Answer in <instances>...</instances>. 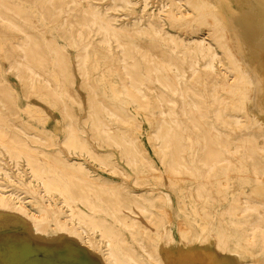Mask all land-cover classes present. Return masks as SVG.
I'll list each match as a JSON object with an SVG mask.
<instances>
[{
	"label": "rangeland",
	"instance_id": "374dc122",
	"mask_svg": "<svg viewBox=\"0 0 264 264\" xmlns=\"http://www.w3.org/2000/svg\"><path fill=\"white\" fill-rule=\"evenodd\" d=\"M129 1L126 3L122 0H92L100 10L105 11L108 8V13L116 18L115 22L118 26L131 24L134 20L142 26H147L151 12L154 16L152 19L157 20L158 12L162 11L165 3H167L164 6L167 11L172 9L169 0ZM114 2L116 6L111 8ZM183 2L185 5L178 9L177 16H164L166 29L178 33L185 39L206 37L216 43L221 60L220 62L216 60L215 65L220 77H224V71L229 70L231 73L239 71L252 79L250 93L244 100L246 107L243 112L251 115L247 127L233 129L210 118L218 128L226 131L223 141L236 146L243 132L264 128V113L252 107L255 82L241 59L239 47L235 42L238 32L236 29L239 25L233 22L237 16L245 12H253L255 5L252 0H209L214 9H208L220 17L222 25L219 30L212 32L204 25L196 24L197 11L187 6V0ZM24 4L28 7L24 14L36 16L45 30L67 50L68 67L64 69V73L80 102H74L65 96L66 108H64L63 103L39 82L42 78H36L34 87L25 85L24 80L10 66L11 61L17 57L13 42L20 40L22 35L0 24V124L2 127L18 138L20 143L32 149H42L44 158L50 161L48 168L59 170L62 175L67 176L77 197L94 190L104 202H118L125 210L136 209V205L141 204L158 213L160 212L158 209H161V215L167 213L168 226L163 225L166 231L154 233L161 239L165 264H205L208 256L216 249L212 234L217 224L221 223L223 230H227L230 227V219L233 218V215L228 213L222 218L220 216V212L229 205V199L224 198V194L229 189L220 186L219 183L224 175L223 170L226 169L225 164L222 163L215 168L217 170L212 175L213 180L206 182L203 179L205 168L199 161V158L204 156L201 149L202 136L206 134L210 144L215 137L207 132V127L201 125V129L197 130L186 120L181 113V99L170 93L154 78L150 62L141 56H135V62L130 59L129 68L141 94L149 98L148 107L140 108V102L129 94L122 84L124 74L118 68L119 57H122V54L117 43L113 41V52L107 54L98 42L100 35H93L92 31L88 36L85 31L79 36L80 22H90L91 16L84 14L80 9H74L71 0H24ZM37 4L41 5L40 9L30 8ZM8 14L34 35L38 49L44 54L47 62H44L45 64L36 60L33 62L43 71L47 69L54 78L59 70L53 67L54 56L46 50V33L18 15L11 12ZM71 24L70 33L68 27ZM223 33L225 37L221 40L228 41L240 58L242 69H238V65L228 58L226 48L217 43L218 36H223ZM126 37L133 41L144 40L149 48L162 49L167 56L172 57L184 69L187 83L194 92L201 94L204 106L211 115L208 76L205 70L206 59L197 57L199 74L192 77L189 69L191 56L188 53L173 51L170 44H166L159 37L147 35H126ZM243 38L244 43L250 44L254 37L249 38L243 31ZM72 41H75L73 45H71ZM87 43H90V54L87 61L83 62L80 54L83 53L82 47ZM260 43L258 54H254L250 67L264 59V40L261 38ZM251 71L253 75L258 73V70L251 69ZM55 83L57 85V80ZM233 83L236 87L239 85L238 81ZM152 85L176 99L174 108L181 120L180 127L168 128L165 124L155 133L158 108L155 107L156 91ZM192 96L198 99L197 95ZM107 110H116L123 115V118L113 119ZM95 112L103 121L112 123V128L108 131L98 128L97 121L94 120ZM70 117L76 119L77 130L87 146L77 139L65 142L64 128ZM193 120L198 121L197 118ZM167 131L172 148L167 149L168 155L162 159L159 148H163L166 144ZM38 135L46 137L48 141L42 140ZM1 150L0 162L9 176L0 173V193L6 195V204L10 209H15L21 204L25 205V212L31 220L26 221L23 217L15 219L14 216L1 214L0 208V264H6V258L11 256L10 245L18 239L30 242L35 254L42 260L41 264H47V258L42 255L44 250L41 248L61 244L62 235L69 230H75L78 218L74 220L67 218L66 214L69 211L67 205L56 191L45 190L35 175L33 166L27 163L25 155H22L20 162L16 163L14 155L8 154L3 148ZM181 153L184 154L183 159ZM252 153L251 158L230 156L234 162L231 169H253L256 164L257 169L263 170L264 158L256 152ZM30 158L34 161V165H37L38 159L35 154ZM178 160H184L188 166L198 169L199 177L194 178L188 174L169 175L170 164H177ZM137 173L141 175L140 178L137 177ZM250 178L252 177L237 176L236 186L233 188H237L236 191L243 188L248 192L251 189H258L264 195V180L256 186ZM21 201L23 203H20ZM78 202L82 210L89 212L84 203ZM107 219L109 223H114L112 217L107 216ZM83 228L75 233L81 241L89 239L91 242L89 244L93 248L86 250L92 251L88 252V255L95 258L97 264H102L100 262L105 264V261H101L104 260L102 253L106 251V243L101 231H93L85 224ZM78 244L80 245L79 242ZM229 245L233 246L234 242L230 241ZM248 249L255 251L260 248L255 246ZM246 252L243 254L247 262L253 264L252 255L258 252Z\"/></svg>",
	"mask_w": 264,
	"mask_h": 264
},
{
	"label": "bare ground",
	"instance_id": "6f19581e",
	"mask_svg": "<svg viewBox=\"0 0 264 264\" xmlns=\"http://www.w3.org/2000/svg\"><path fill=\"white\" fill-rule=\"evenodd\" d=\"M71 1L74 3V9H80L84 14L91 16L90 22H80L79 36L84 34L85 31L88 36L91 35L92 31L93 35H100L98 42L107 54H112L113 52V41L117 43L122 54L118 62V68L124 74L122 84L127 88V92L140 102V108L148 107L149 98L141 94V90L129 68L130 59H133V62H135V56H141L144 60L150 62L154 78L160 81L170 93L181 99V113L186 120L197 130L201 129V125L207 127V132L215 137V140L210 144L206 134H203V146L201 149L204 152V156L199 158V161L205 168L203 169V179L206 182L213 180L212 175L216 172L217 169L215 168L218 165L225 164L226 169L223 170L224 175L219 183L220 186L229 189L224 194V198L229 199V205L220 212V216L222 218L224 214L228 213L233 215V218L230 219V227L227 230H223L221 223L217 224L212 234L216 249L213 254L208 256L205 264H252L247 262V258L243 254L247 253L246 251L250 253L258 252L252 255L253 264H264V195L258 189H251L248 192L243 188H240L239 191H236L237 188H233L236 186L235 179L237 176H250L252 177L250 179L254 181L256 186L260 185L264 180V169H257L256 164H254L253 169H231L234 162L230 157L243 156L251 158L253 157L252 152H256L264 158V128H260L258 131L249 130L243 132L237 145L234 146L223 141L222 138L227 134L226 131L218 128L210 119L214 118L216 121L233 129L247 127L251 115L243 112L246 107L244 100L250 93L253 85L252 79L247 78L246 75L241 74L239 71H237L238 73H231L229 70L224 71V77H220L215 65L216 60L219 62L221 60L220 53L216 49V43L209 41L206 37L185 39L178 33L166 29L164 16H177L178 9L185 5L183 0H169L171 3L169 5L172 7L170 11L165 9L164 6L167 4L165 3L162 11L158 12L157 20L152 19L154 16L151 12L147 26H142L136 20L131 24L118 26L115 22L116 18L108 13V8L102 11L92 0ZM122 1L126 3L130 2L129 0ZM187 1V6L198 13L195 19L197 25H204L212 32H216L221 28L220 17L209 10L214 9L209 0ZM252 1L255 5L253 12H245L237 16L236 19H233V22L239 26L243 25V31L249 38L258 36L264 40V0ZM115 4L114 2L111 8L115 7ZM33 7L40 9L41 5L37 4L30 8ZM27 8L24 0H0V24L14 29L22 35L20 36V40L13 42V49L17 51V57L11 61V68L15 69L17 74L26 83L25 85L30 87L35 86L36 78H42L39 82L48 92L52 93L56 99L63 103L64 108H66L65 96L79 103L80 99L74 92L72 84L66 80V74L64 73V69L68 67L67 50L61 46L52 34L45 30L36 16L24 14ZM10 12L23 18L25 21L32 22L36 28L46 33V50L54 56L53 67L59 70V73L54 78L50 76L47 69L44 68L45 70L43 71V69L34 64V60L45 64L44 62H47V59L42 52L40 53L34 35L26 31L21 24L9 15L8 13ZM71 30L72 24L68 27L70 33ZM126 35L159 37L166 44H170L173 51L184 54L188 53L191 56L189 69L192 77L199 74L197 57L206 59L205 70L208 76L207 83L211 115L207 112V107L204 106L201 94L194 92L187 83L184 69L172 57L167 56L162 49L149 48L144 40H129ZM218 37L217 43L226 48L228 58L238 65V69H242L240 66L241 60L228 41L221 40L222 37H225V33H223V36ZM74 43L75 41H72L71 45ZM82 51L83 53L80 55L83 62H86L90 54V43L85 44L82 47ZM250 68L258 70V73L253 75L255 95L252 107L264 113V59L259 64ZM55 80H57V85ZM236 81L239 82L237 87L233 83ZM152 88L156 91L154 102L155 107L158 108V116L155 120V133L159 132L165 124L168 128L174 126L180 127L181 120L178 118V114L174 108L176 106V99H173L168 93L158 89L154 85H152ZM193 94L197 95L198 99H194ZM90 107L91 109L93 108L92 103ZM107 111L113 119L123 118V115L116 110ZM193 118H197L198 121H194ZM94 120L97 121L96 126L103 131H108L113 126L112 123L103 121L97 112L94 114ZM10 124L13 123L10 122ZM76 125V119L70 117L69 122L66 123L64 128L65 142L68 143L77 139L87 146ZM38 137L48 141L42 135H38ZM166 137L165 146L159 148L162 159L168 155L167 149L172 148L168 131ZM2 148L8 154L15 156L14 160L16 163H19L22 155H25L27 163L33 166L34 173L41 181L45 190L56 191L67 205L69 210L66 214L67 218L70 220L78 218V225L75 230H69L62 235L63 240L60 242L61 244L58 243L59 245L55 244L50 247L41 248L44 250L42 255L47 258V264H97L96 259L91 257L90 254L89 256V251H86L89 248L91 250L93 248V246L90 247L89 243L91 242L89 239L81 241L75 233L78 230L84 229L83 224L93 231H101V235L106 243V251L102 253L104 260L102 259L101 261H105V264H165L164 254L161 249V239L158 238L159 235L154 233L164 230L163 225L167 224L168 226L166 220L167 213L161 215V209H158L160 211L158 213L150 210L148 206L141 204L136 205V209L127 208L125 210L118 202H104L94 190L87 192L84 196L77 197L69 178L62 175L59 170L48 168L50 161L44 158V151L42 149H32L26 144L20 143L18 138L11 135L0 124V153H2ZM227 153L230 155H226ZM34 154L38 159L37 165H34V161L30 158ZM181 157L182 159L184 158L183 153H181ZM111 170L117 171V169ZM2 172L6 176H9L0 162V173ZM168 174L176 176L188 174L194 178L199 177L198 169L188 166L184 160H178L177 164L171 163ZM137 177L140 178L141 175L137 173ZM106 184L108 185V183ZM78 201L84 203L88 207L89 212L82 210ZM149 201L151 202V200ZM20 203L23 202L21 201ZM0 208L2 209L1 214L14 216L15 219L23 217L26 221L31 220L25 212V205L21 204L15 209L8 208L4 193H0ZM100 213L106 217L101 216ZM124 213L125 215H123ZM107 216L112 217L114 223H109ZM165 231L166 229L162 232ZM207 241L205 237V242ZM230 241L234 242L233 246L229 245ZM10 246L12 247L11 256L6 258V264L42 263L39 256L35 254V249L30 242L18 239L17 242L11 243ZM255 246L260 249L255 251L248 249V247L254 248ZM100 263L103 264V262Z\"/></svg>",
	"mask_w": 264,
	"mask_h": 264
},
{
	"label": "crops",
	"instance_id": "0c3cea01",
	"mask_svg": "<svg viewBox=\"0 0 264 264\" xmlns=\"http://www.w3.org/2000/svg\"><path fill=\"white\" fill-rule=\"evenodd\" d=\"M236 30H238V32H236L235 42L239 47L241 59L245 62L246 69L251 74V76L254 78L252 71H251V68H250V65L254 59V54H256V55L258 54L257 53L258 49L261 46L260 38L258 36H256L255 38H253V40L250 42V44L244 43L243 42V39H244L243 38V30H244L243 25L242 26L240 25ZM238 36H239V39H238ZM245 40L247 41V39H245Z\"/></svg>",
	"mask_w": 264,
	"mask_h": 264
}]
</instances>
